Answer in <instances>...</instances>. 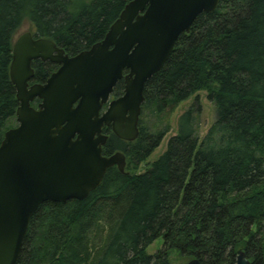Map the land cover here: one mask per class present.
<instances>
[{"label": "trees", "instance_id": "16d2710c", "mask_svg": "<svg viewBox=\"0 0 264 264\" xmlns=\"http://www.w3.org/2000/svg\"><path fill=\"white\" fill-rule=\"evenodd\" d=\"M131 1L0 0V145L20 106L10 67L23 23L74 56L103 41ZM35 69L37 81L55 70ZM200 91L217 114L206 136L200 108H190L166 151L141 172L170 132L171 115ZM123 93L119 82L114 95ZM144 95L135 141L105 129L103 154L124 153L125 173L108 169L84 200L42 204L16 264H183L173 253L223 264L251 245L264 253V0H220L200 15ZM160 239L163 248L149 254Z\"/></svg>", "mask_w": 264, "mask_h": 264}, {"label": "water", "instance_id": "95a60500", "mask_svg": "<svg viewBox=\"0 0 264 264\" xmlns=\"http://www.w3.org/2000/svg\"><path fill=\"white\" fill-rule=\"evenodd\" d=\"M219 3L133 0L103 41L72 57L31 32L14 43L10 77L20 106L18 125L0 145V264L17 263L42 204L84 200L101 186L108 169L125 173L124 153L103 154L109 139L104 129L124 141L138 138L147 82L163 69L179 37ZM39 59L61 66L45 84L29 87L32 63ZM122 80L123 95L112 99ZM37 98L39 109L31 105ZM238 264H248L243 252Z\"/></svg>", "mask_w": 264, "mask_h": 264}, {"label": "rangeland", "instance_id": "374dc122", "mask_svg": "<svg viewBox=\"0 0 264 264\" xmlns=\"http://www.w3.org/2000/svg\"><path fill=\"white\" fill-rule=\"evenodd\" d=\"M27 32H32V33L34 32L33 25L29 21H25L23 23V25L21 26L20 30L18 31V33L16 34L14 38V43L23 34ZM192 107L195 109L200 108L199 114H198L199 116L198 118L199 136L201 139H203L206 136L211 126L215 123L217 114H216L215 105L211 101H209L207 97V92L200 91L196 93L195 95H193L192 97H190V99H188L187 101L180 104L177 110L171 115L169 119L170 120L169 124L171 126L170 132L165 136L159 148H157L156 151L150 156L148 161L141 165V168H140L141 172L145 171L149 167L150 164L156 161L166 151L169 139L178 133V121L181 115ZM146 120L149 121L150 123L155 122L154 116L153 117L149 116V118H147ZM9 125L13 127L17 126L18 125L17 119L11 120ZM163 244L164 242L162 239L155 241L148 248L147 250L148 253L155 254L156 252H158L159 250L163 248ZM185 259L186 258L182 259V257L173 253L172 260L175 263L187 264L190 259L189 260L188 259L185 260Z\"/></svg>", "mask_w": 264, "mask_h": 264}, {"label": "flooded vegetation", "instance_id": "af4514ba", "mask_svg": "<svg viewBox=\"0 0 264 264\" xmlns=\"http://www.w3.org/2000/svg\"><path fill=\"white\" fill-rule=\"evenodd\" d=\"M67 54V53H66ZM70 56V55H69ZM75 56V55H74ZM72 57V56H70ZM35 65H37L38 67H42V66H53L55 68V70L51 73V75L46 78L45 80H40V81H37L35 79L36 77V73H37V70L35 69ZM60 64H57V63H54V62H51V61H42V60H34L33 63H32V68L34 69V77L31 79V81L29 82V87L35 85V84H45L47 82V80L56 72L58 71V69L60 68ZM127 73V71H125V74ZM120 82H123L124 81H120ZM119 84V83H118ZM117 84V85H118ZM125 87V86H124ZM116 88V87H115ZM115 91V90H114ZM117 98L114 94L112 96V99H115ZM42 103V100L40 99H35L33 102H32V107H34L35 109H39V106L40 104ZM18 123V122H17ZM106 129V128H105ZM105 129H104V133L105 132ZM107 134V133H106ZM108 135V134H107ZM109 136V135H108ZM105 147V146H104ZM105 156V155H104ZM111 156V155H110ZM126 156V155H125ZM126 162H127V159H126ZM116 167V166H115ZM244 253V260H246L248 262V264H264V253L263 254H259L257 253V250L251 245L250 248H245V249H240L233 257V260L231 262H226V263H223V264H238V258H239V255L241 253ZM202 264V263H201Z\"/></svg>", "mask_w": 264, "mask_h": 264}]
</instances>
